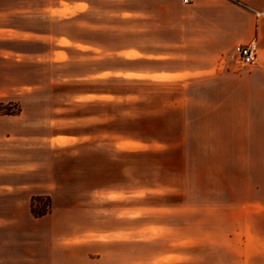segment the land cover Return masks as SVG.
Instances as JSON below:
<instances>
[{
	"label": "rangeland",
	"instance_id": "obj_1",
	"mask_svg": "<svg viewBox=\"0 0 264 264\" xmlns=\"http://www.w3.org/2000/svg\"><path fill=\"white\" fill-rule=\"evenodd\" d=\"M211 4L221 27L241 7ZM196 7L0 0V117L18 119L0 131L24 135V159L33 141L39 161L34 195L23 204L0 191V212L20 215L33 197L50 199L49 215L25 226L24 263L236 264L256 253L264 261V109H256L264 92L254 84L264 56L240 67L224 31L213 47L161 44V34L175 41L207 21ZM184 54L178 82L154 75L178 65L160 60ZM161 103L187 107L184 161L147 153V112ZM167 120L177 140L182 124Z\"/></svg>",
	"mask_w": 264,
	"mask_h": 264
},
{
	"label": "crops",
	"instance_id": "obj_2",
	"mask_svg": "<svg viewBox=\"0 0 264 264\" xmlns=\"http://www.w3.org/2000/svg\"><path fill=\"white\" fill-rule=\"evenodd\" d=\"M237 1H239L241 7L237 5L232 6V13L234 15L231 18L230 25L226 22L221 27L217 24L214 16L217 13V7L211 4V0H196L197 7L195 10H197V13L204 14L207 12L209 14L207 21L202 19L201 23H196L194 31L189 33L188 31H184L182 37L177 38L175 41L169 42L161 34V44L165 46L173 44L174 46L199 45L213 47L216 44L217 32L224 31L227 32L226 44H252L257 50V59L259 60L260 54L264 56V0ZM159 55L163 56L164 54L161 53ZM184 56L185 54L175 57L172 55L171 57H167L168 59L160 60V63L170 60L178 65L173 70L162 66L154 72V75H166V77L178 75L179 77L175 78V81L178 82L185 74V70L182 68L183 62H185ZM190 73L187 72L186 74ZM254 84L257 88L256 91L259 89L258 93L264 92V74L257 75ZM165 106L166 103H161L159 108H150V111L147 112V129H153L150 132L151 135L148 134L147 136V153L164 157L168 155L178 156L184 161L187 157L190 140L187 137L186 125L184 122L182 124V118L187 113V107L182 109L176 106ZM256 109H264V101L257 100ZM169 116L173 118V126L171 127H180L179 124H182L180 134L175 137L177 140L169 136L167 120ZM157 121L163 122V126L158 131L151 124ZM17 122L18 119L0 117V125H16ZM24 139V135L17 134L14 129H10L7 133H0V191L4 192L5 198L6 196L10 197L18 194L20 198H23V201H21L23 204L25 195L29 197L34 195L31 176L38 169L35 163L39 162L34 161L31 157L34 145L33 141H28L26 146L28 156L24 159L25 151L23 147L25 143L22 144V140ZM28 199L26 198L25 201ZM25 205H27V202H25ZM46 216L34 218L30 211V204L29 208L20 215L15 213L9 214L6 210L3 213L0 212V264H26L24 263L25 239L23 236L25 226L39 223ZM251 259L253 258L247 256L245 261L236 264H264V261L258 258L257 253L255 260Z\"/></svg>",
	"mask_w": 264,
	"mask_h": 264
},
{
	"label": "built area",
	"instance_id": "obj_3",
	"mask_svg": "<svg viewBox=\"0 0 264 264\" xmlns=\"http://www.w3.org/2000/svg\"><path fill=\"white\" fill-rule=\"evenodd\" d=\"M193 0H182L185 5L191 4ZM236 62L240 67H252L256 63L257 50L252 44H237L233 49Z\"/></svg>",
	"mask_w": 264,
	"mask_h": 264
},
{
	"label": "trees",
	"instance_id": "obj_4",
	"mask_svg": "<svg viewBox=\"0 0 264 264\" xmlns=\"http://www.w3.org/2000/svg\"><path fill=\"white\" fill-rule=\"evenodd\" d=\"M236 4H238V1L232 0ZM31 204H30V211L34 218H41L45 215H47L50 211V199L49 197H43V196H36L33 197ZM41 204L40 209L37 210L36 204Z\"/></svg>",
	"mask_w": 264,
	"mask_h": 264
}]
</instances>
